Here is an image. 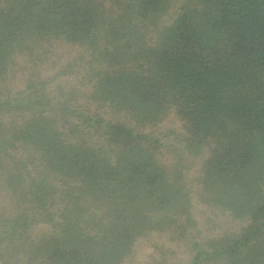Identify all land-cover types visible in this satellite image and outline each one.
Masks as SVG:
<instances>
[{"label":"trees","instance_id":"trees-1","mask_svg":"<svg viewBox=\"0 0 264 264\" xmlns=\"http://www.w3.org/2000/svg\"><path fill=\"white\" fill-rule=\"evenodd\" d=\"M160 237L264 264V0H0V264H129Z\"/></svg>","mask_w":264,"mask_h":264},{"label":"rangeland","instance_id":"rangeland-1","mask_svg":"<svg viewBox=\"0 0 264 264\" xmlns=\"http://www.w3.org/2000/svg\"><path fill=\"white\" fill-rule=\"evenodd\" d=\"M64 50V51H63ZM56 55L61 57V60L64 61V57L69 56L73 54L74 52L69 51L68 49H63ZM71 52V53H70ZM54 57V58H58ZM34 67H26L22 68L21 63L15 64L13 67V70H18L16 74L13 72L9 76L7 82L2 86L3 92H11L12 94L14 91L19 89L21 86L24 85V82L31 76V73L29 74V71L32 70ZM32 72V71H31ZM34 74H44V69L42 65H38V67L35 69ZM169 122V123H168ZM167 122L168 128H170V132L167 134V138L165 140L166 145L169 144V142L173 143V132L180 131L179 123H175L173 120H170ZM174 123V124H173ZM169 151L173 154L172 155H178L179 152H175L176 150L173 149V147L169 148ZM194 214L196 219L198 220V224L202 227H205L206 234H209V236L223 234L226 232H231V230H234L237 227V223L235 221H231L227 217L219 216L218 212H213L212 210L209 211L208 218H205L203 211H206L201 205L195 204L194 207ZM208 212V211H207ZM206 212V213H207ZM209 227V228H208ZM208 228V229H207ZM155 244L157 245V250L154 252L151 250L149 244L143 245V243L136 245L135 254L133 255L132 259L129 261V264H140L145 259L146 254H153L155 259L158 257L160 258L161 264H184L186 260L185 250L181 247H172L169 243H165L164 238H156ZM162 244V245H161ZM172 247V248H170ZM144 263V262H143ZM150 264V262H149Z\"/></svg>","mask_w":264,"mask_h":264}]
</instances>
